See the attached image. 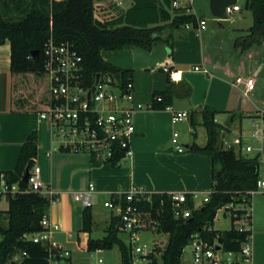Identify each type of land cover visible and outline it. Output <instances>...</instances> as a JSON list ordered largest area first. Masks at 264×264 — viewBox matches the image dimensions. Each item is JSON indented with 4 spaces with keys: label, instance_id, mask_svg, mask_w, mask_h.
Instances as JSON below:
<instances>
[{
    "label": "trees",
    "instance_id": "16d2710c",
    "mask_svg": "<svg viewBox=\"0 0 264 264\" xmlns=\"http://www.w3.org/2000/svg\"><path fill=\"white\" fill-rule=\"evenodd\" d=\"M8 1L0 0V45L7 40L11 45V105L16 111H42L49 103L50 80L44 69L43 50L51 36L58 42L74 44L83 56L90 83L98 73L119 74L125 81L127 77L131 78L130 70L104 60L103 50H118L129 45L151 50L157 42L172 47L176 29L189 24L197 26L196 15L173 10L172 0H131L132 5L125 12L110 20L95 18V0H31L24 16L18 19L12 17ZM246 6L252 12L254 22L248 33L235 41V46L242 50L264 43V0H247ZM35 50L40 52L38 61L32 54ZM156 95H161L163 101H154V109L171 105L169 87L155 91L153 96ZM218 113L209 107L203 109L207 142L204 146L195 142L191 145L193 151L205 153L212 160L210 201L199 208L189 202L187 206L192 209V214L188 219L175 216L167 193H155L151 201L137 202L139 208L150 214L156 231L169 235L166 248L161 249L162 261L151 256L148 264H184V249L197 233L207 240L218 235L224 247L231 250L238 249L245 239L246 233L233 228L208 230V226L214 225L217 207L233 201L236 192L254 188L257 180L255 159L237 157L233 150L218 145V138L229 130L216 121ZM37 153L38 135L33 131L22 144L15 169L0 171V177L4 174L9 183H19L26 188L23 177L26 170L34 166ZM8 200L9 209L0 211V264H11L13 257L23 251L27 256L18 264H50L46 247L22 238L25 232L41 230L40 221L47 212L48 200L37 192L8 196ZM92 224L91 208H85L83 230L90 232ZM117 224L118 218L112 216L106 236L89 238L88 250L112 249L118 245L122 264H133L130 246L120 239Z\"/></svg>",
    "mask_w": 264,
    "mask_h": 264
},
{
    "label": "crops",
    "instance_id": "0c3cea01",
    "mask_svg": "<svg viewBox=\"0 0 264 264\" xmlns=\"http://www.w3.org/2000/svg\"><path fill=\"white\" fill-rule=\"evenodd\" d=\"M120 1V5L109 4L105 9L104 5L99 8L96 12L98 19L110 20L109 16H117L132 5L131 0ZM177 30L173 32L172 47L164 42H157L151 50L129 45L119 52L124 55L123 58L115 57V53L107 52L104 55L108 50L101 52L107 62L130 70L134 83L132 104L135 106L141 103L144 106L143 109L136 111L134 117L136 133L132 139L133 155L117 164L95 161L91 154L84 151L53 149L49 124L40 118V111L12 109L11 45L8 40L0 45V171L15 169L22 144L30 133L36 131L38 153L35 164L41 168L43 181L50 185L59 197L55 205L47 208L52 221L60 225V229L54 232L52 237L59 246L70 252L74 246L77 249L88 250L89 238L98 239L106 236L112 213L108 210L109 217L105 220L107 225L103 227L105 234L93 236L94 226L102 220V217L97 218L94 212L95 207L105 208L103 201L109 192H126L133 186L143 188L148 194L197 191L200 192V197L192 204L194 208H199L202 206L203 193L213 190V164L210 156L193 151L186 140L180 141L187 149L179 152L172 142L173 133L176 131L175 124L172 123V113L166 109H151L148 106L154 101L155 91H163L169 87L172 93L171 106L176 111H186L189 114L185 119L189 120L192 126L189 131L193 135L196 134L195 143L204 146L207 142V132L205 142L199 143L196 138L197 125H204L203 109L209 107L219 111L216 115V121L219 122L217 116L229 110L232 99L226 79H231L232 85L237 76L243 75L240 68L230 63H210L212 68L219 72L218 76L205 66L209 60L202 57V65L195 64L193 61L195 59L191 60L198 56V47L194 44V39L199 40L202 47L200 37L205 30H198L200 35L196 31H189L184 40H178L176 45ZM163 64L176 72L175 79L170 80L164 71L168 77L162 75L158 77L155 67ZM196 66L207 69L208 72L197 71ZM239 107L238 109H241V101ZM234 121L235 115L221 123L229 129L226 135L232 130ZM193 122L195 126L192 125ZM219 138L222 143V134ZM91 183L95 185L96 191L94 204L90 207L93 224L91 231L87 232L83 230L85 207L75 201L74 193L86 190ZM8 209V197H1L0 211ZM3 224L6 225L7 220L4 219ZM151 225L146 230L152 227L151 230L155 231V225ZM213 227L216 229L215 220ZM120 233L121 231L120 239L128 245ZM168 237L166 233H159V237H154L153 243L165 247ZM101 251L99 249L90 252ZM189 259L184 258V264L189 262ZM69 261L73 263L75 261L72 252Z\"/></svg>",
    "mask_w": 264,
    "mask_h": 264
},
{
    "label": "built area",
    "instance_id": "2783aa9c",
    "mask_svg": "<svg viewBox=\"0 0 264 264\" xmlns=\"http://www.w3.org/2000/svg\"><path fill=\"white\" fill-rule=\"evenodd\" d=\"M193 1L172 0L171 7L173 10L184 11L186 14H195ZM109 4L120 5L121 1L95 2V13L103 5L105 9ZM239 10L238 4L226 8L228 15ZM207 26L205 19L197 17L196 27L199 31L207 29ZM43 57L44 69L50 80V100L46 109L40 111V118L49 124L53 149L88 152L93 160L112 164L131 157L133 155L132 139L136 133L135 113L144 108L141 103L135 106L132 104L134 90L132 78L127 77L125 81L121 78L120 83L116 76L111 74L100 73L97 79L98 73L90 83L83 56L74 44L67 41L58 42L53 36L45 44ZM162 70L170 80L175 79L176 72L170 66L165 65ZM195 70L208 72L207 69H201L199 66H196ZM232 85L242 89L245 96L256 87L253 76L239 75L232 81ZM154 101L162 102L163 97L156 95ZM154 101L148 108H154ZM164 109L172 113L173 124L189 117L186 111H176L171 105H167ZM251 117L253 121L251 133L248 134L241 129L229 140L225 132L222 134L221 148L233 150L237 157L256 160V185L246 191L236 192L233 201L221 203L216 209L214 218L215 220L217 212L221 211L226 218L230 219V229L246 233L245 239L238 249L231 250L224 247L218 235L213 240H207L198 233L194 234L187 244L191 248L188 264H254L253 198L257 194L264 198V108L258 109ZM179 136V132L175 131L172 142L179 152H183L187 147L181 143ZM26 183L27 187L22 188L19 183H9L5 175L1 174L0 198L37 192L48 200V207L58 202L57 192L43 181L41 168L37 164L29 169ZM95 191V185L91 183L86 190L75 192L74 199L85 208L92 207ZM211 193L212 190L203 193L202 205L210 201ZM153 194L155 193L148 194L143 188L133 186L126 192H109L103 201V206L112 213V216L118 218V229L129 235L133 264L141 258L161 254V249L164 248L156 243L136 244L138 233L154 223L150 214L139 208L137 202L151 201ZM167 194L171 198L175 216L183 219L190 218L192 209L187 205L189 202H195L200 197V192L172 191ZM40 225L41 230L25 232L22 238L46 247L50 264L53 262L78 264L69 261L71 252L59 246L53 239L52 235L60 229V225L53 222L47 212L43 215ZM208 230L213 231V225L208 226ZM25 256L27 252L23 251L16 254L12 261L19 263Z\"/></svg>",
    "mask_w": 264,
    "mask_h": 264
},
{
    "label": "rangeland",
    "instance_id": "374dc122",
    "mask_svg": "<svg viewBox=\"0 0 264 264\" xmlns=\"http://www.w3.org/2000/svg\"><path fill=\"white\" fill-rule=\"evenodd\" d=\"M30 2L31 0H9V11H13L12 17L18 19L24 16L25 9ZM95 2L97 1L95 0ZM246 3L247 0H237V4L240 6L241 10L229 14L227 19H219L210 11V0L193 1L195 15L207 21L208 29L201 33L200 38L202 41V47L200 46L199 40L194 39V44L198 47V56L191 60L195 59L193 60L195 64L200 65H202V57L209 60L206 62L205 66L216 76L219 75V72L213 69L211 66L212 64L210 65V63H230L232 66L240 68L241 74L244 77L251 75L255 78L256 89L246 96L243 94L242 89L230 85L231 79H226L227 83H229L228 85L230 87V95L232 99L229 110L223 113L221 112V114L217 116V119L220 123H223L226 119L235 115L232 130L227 133V139L229 140L232 139L234 135L238 134L241 129L250 134L253 128V121L249 114H255L258 107H260V109L264 108V45L263 43L257 44L248 50H242L235 46L236 39L246 35L254 22L253 14L247 8ZM95 18L98 19L97 13H95ZM191 30L196 31L198 35H200L198 29L192 24L189 27L183 26L177 30L175 35L176 45L177 41L184 40V36ZM122 50L123 49L108 50L104 52V55L107 52L115 53V57L123 58L124 55L119 54ZM170 50L172 51L171 47ZM164 66L165 64L155 67L158 77L160 75L166 78L168 77L162 70ZM240 101L241 109H238ZM190 127L192 126L189 120H183L175 124V130L180 134L179 139L186 140L192 145L195 142V137L189 131ZM196 130L198 134V137H196L197 142H205L206 128L204 125L198 124ZM220 143L221 138H218V145H220ZM94 214L97 218L102 217V220L99 221L98 225L94 226L93 236H102L105 234L103 227L107 225V221L105 220L109 217L108 209L95 207ZM152 225H155V231L151 230ZM152 225L149 230L138 233L136 244L146 243L151 245L154 242V237H159V233L156 231V224ZM215 228L217 230L231 228L230 219L228 217L226 218L221 211L217 212ZM252 230L254 264H264V198L260 194H257L253 198ZM120 236L129 246H131V241L127 233L121 232ZM71 252L72 257L75 260L74 263L78 264H122L121 251L118 245H115L112 249H103L101 252H90L87 249H77L76 246H74V249ZM184 252V258L188 260L191 257V248L187 246ZM156 257L159 262L162 261L161 254H157ZM149 262V258L144 257L137 261L136 264H148ZM53 264L56 263L53 262ZM185 264H188V262Z\"/></svg>",
    "mask_w": 264,
    "mask_h": 264
},
{
    "label": "water",
    "instance_id": "95a60500",
    "mask_svg": "<svg viewBox=\"0 0 264 264\" xmlns=\"http://www.w3.org/2000/svg\"><path fill=\"white\" fill-rule=\"evenodd\" d=\"M97 2H103L106 0H96ZM237 3V0H210V11L211 13L216 16L219 19H227L228 18V14L226 12V8L230 5H234ZM222 26V25H221ZM33 57L35 59V61L39 60L40 57V52L39 50H35L33 51ZM117 80L121 83V77L119 74L115 75ZM100 77V73L97 75V79H99ZM240 108V107H239ZM28 177H29V169L26 170V173L23 177L24 182L28 181ZM192 219H190L191 221ZM167 244L165 245L164 248H166ZM11 264H18L16 261H12Z\"/></svg>",
    "mask_w": 264,
    "mask_h": 264
}]
</instances>
